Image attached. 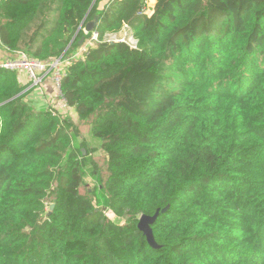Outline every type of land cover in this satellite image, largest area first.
Masks as SVG:
<instances>
[{"label": "trees", "instance_id": "16d2710c", "mask_svg": "<svg viewBox=\"0 0 264 264\" xmlns=\"http://www.w3.org/2000/svg\"><path fill=\"white\" fill-rule=\"evenodd\" d=\"M145 5H0V42L46 63L99 18L100 42L71 57L61 94L92 125L125 220L80 192L98 172L80 124L25 101L31 82L0 69V264H264V0ZM125 25L137 50L104 42ZM157 211L152 248L138 225Z\"/></svg>", "mask_w": 264, "mask_h": 264}, {"label": "built area", "instance_id": "2783aa9c", "mask_svg": "<svg viewBox=\"0 0 264 264\" xmlns=\"http://www.w3.org/2000/svg\"><path fill=\"white\" fill-rule=\"evenodd\" d=\"M4 0H0V5ZM150 0H146V5L142 9V14H148L150 7ZM121 32L124 34L118 37V34H108L104 37V42L106 43H123L128 45L131 49H138V40L134 37V34L129 26L125 25ZM120 32V33H121ZM85 36L88 37L90 44H95L100 42V35L97 30L91 33H87L84 29ZM119 33V34H120ZM87 39V38H86ZM73 58V57H72ZM76 59H82V56ZM84 59V58H83ZM82 59V60H83ZM70 57H60L51 61L50 63L42 62L39 60H34L28 58L26 55H21L17 59H11L4 62L0 69L13 71V72H23L31 82L32 87H38L42 85L45 79H51L56 89L59 91L60 97V110H53L54 116H63V112H66L69 107L66 101L62 98L61 87L64 77L67 75V69L69 67Z\"/></svg>", "mask_w": 264, "mask_h": 264}, {"label": "rangeland", "instance_id": "374dc122", "mask_svg": "<svg viewBox=\"0 0 264 264\" xmlns=\"http://www.w3.org/2000/svg\"><path fill=\"white\" fill-rule=\"evenodd\" d=\"M153 2L154 0H150V3H149L150 7H152ZM123 34L124 32H121L120 34H118V37H121ZM94 45L95 44H90L89 40L86 39L84 44L80 47L81 50L79 54L77 53L74 54L75 53V50H74L73 52L69 53L67 58L73 57L72 59H76L77 57L82 56V59H83L88 49H90ZM70 61H69V64H70ZM67 111H69V109ZM72 121L75 122V120L73 119ZM79 122H80L79 127L84 137L83 139L86 142V150L89 155H92V158L98 167L96 178H92L89 174L84 175L80 192L83 196L90 198L97 208H100L101 210H103L113 220L117 222L125 221L124 219L115 217L108 206V198L105 194L104 187H103L105 186V182L108 177L107 159L105 158V154H103L105 152L103 150H99V151H96L94 154H90L91 153L90 151L92 149L98 148V145H100V141L94 138L93 133H92V125L86 122H81V121Z\"/></svg>", "mask_w": 264, "mask_h": 264}, {"label": "crops", "instance_id": "0c3cea01", "mask_svg": "<svg viewBox=\"0 0 264 264\" xmlns=\"http://www.w3.org/2000/svg\"><path fill=\"white\" fill-rule=\"evenodd\" d=\"M80 50H81L80 48L75 50L74 54L76 53L79 54ZM19 57L20 54L18 55L16 53L11 52L0 42V66L7 60L17 59ZM17 73L19 75V80L23 84L30 83L28 77L23 72H17ZM26 90H27V96L25 98V101L32 103L39 109L60 110L59 91L56 89L51 79H45L42 85L38 87H32V85H30V87H28ZM63 115L65 117L69 116L71 120L72 119L75 120L76 124L80 123L79 117L77 116L76 112L73 109L69 108V111L63 112ZM105 158L107 159L106 154H105Z\"/></svg>", "mask_w": 264, "mask_h": 264}, {"label": "water", "instance_id": "95a60500", "mask_svg": "<svg viewBox=\"0 0 264 264\" xmlns=\"http://www.w3.org/2000/svg\"><path fill=\"white\" fill-rule=\"evenodd\" d=\"M99 24V18L96 17L92 22H90L85 30L87 33H91L94 30H96V28L98 27ZM86 41V37H83L80 42L79 45L82 46L84 44V42ZM114 44V43H112ZM50 210L53 211L54 210V204L51 205ZM168 210V208L163 210V213H166ZM159 211H157V213L153 216V217H149V216H142L140 221H139V230L144 234V236L147 238L148 243L150 244V246L152 248H156V242H155V238H154V234H153V230H152V225L155 223V221L157 220L158 216H159Z\"/></svg>", "mask_w": 264, "mask_h": 264}]
</instances>
